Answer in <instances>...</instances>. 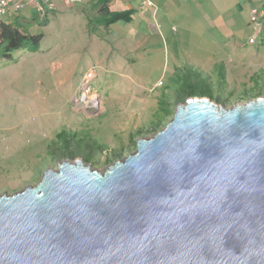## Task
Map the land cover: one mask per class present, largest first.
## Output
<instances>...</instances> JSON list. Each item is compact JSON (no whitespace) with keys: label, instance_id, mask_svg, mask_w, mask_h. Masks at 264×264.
Segmentation results:
<instances>
[{"label":"rangeland","instance_id":"obj_1","mask_svg":"<svg viewBox=\"0 0 264 264\" xmlns=\"http://www.w3.org/2000/svg\"><path fill=\"white\" fill-rule=\"evenodd\" d=\"M95 1L56 4L45 26L31 5L12 15L43 38L38 52L0 60V195L35 186L62 161L102 172L133 154L131 137L156 134L145 129L165 96L172 109L188 93L227 98L209 99L225 109L264 99V24L248 43L256 35L250 10L263 0H150L155 12L126 0L132 22L108 29L85 20L102 19L90 12Z\"/></svg>","mask_w":264,"mask_h":264},{"label":"water","instance_id":"obj_2","mask_svg":"<svg viewBox=\"0 0 264 264\" xmlns=\"http://www.w3.org/2000/svg\"><path fill=\"white\" fill-rule=\"evenodd\" d=\"M0 264H264V99H187L104 171L0 195Z\"/></svg>","mask_w":264,"mask_h":264},{"label":"trees","instance_id":"obj_3","mask_svg":"<svg viewBox=\"0 0 264 264\" xmlns=\"http://www.w3.org/2000/svg\"><path fill=\"white\" fill-rule=\"evenodd\" d=\"M110 2L111 0H96L95 3L92 5L90 12L92 14H99L102 16V19L100 20H94L95 23H92L93 19L88 18L85 16V20L88 24H94L96 26L103 27L105 29H108L111 25L116 24L118 22H122L123 24H130L133 20V10L129 9L127 11L123 12H111L110 11ZM53 11H47L44 17L42 18L41 26H45L48 24L47 17L49 13H52ZM37 15L35 14V17L33 18L37 22ZM43 35L38 34H27L23 31L22 25L20 23L15 22H0V60H11V56L14 52L20 51V50H27L29 52H38L40 49V44L42 41ZM12 61V60H11ZM221 86V84H218V87ZM211 95H204L201 94L198 97H208L209 99L215 101L216 103L219 102H225V99H221V97L212 98ZM183 97H196L192 93L185 94L183 96H179L180 100H183ZM181 100V101H182ZM171 100H169L165 96V101H158L157 102V108L152 113V117L149 121V126L147 129H145V132H152L157 133L159 130H162L165 125L168 123V119L173 115L174 109L171 107ZM65 133H60L57 138L61 139L64 137ZM134 137L130 138V142L134 145L136 148V142H134ZM121 154V151H119L118 154H115L112 159H109L108 162L110 163L112 160L119 158Z\"/></svg>","mask_w":264,"mask_h":264},{"label":"built area","instance_id":"obj_4","mask_svg":"<svg viewBox=\"0 0 264 264\" xmlns=\"http://www.w3.org/2000/svg\"><path fill=\"white\" fill-rule=\"evenodd\" d=\"M61 1L65 5H71L79 0H0V20L9 15L10 13L16 14L19 12L26 4L31 5L35 13L39 18H43L47 11H52L56 8V2ZM155 9L154 5L150 0L142 1L140 5V11L148 12L150 9ZM264 16V11L258 12L257 10H252L250 14V20L254 23V28L256 29V35H258L261 23L258 21L259 17ZM256 35L249 39V44L256 43ZM91 76V75H90Z\"/></svg>","mask_w":264,"mask_h":264},{"label":"crops","instance_id":"obj_5","mask_svg":"<svg viewBox=\"0 0 264 264\" xmlns=\"http://www.w3.org/2000/svg\"><path fill=\"white\" fill-rule=\"evenodd\" d=\"M249 1V3L250 4H253V1L252 0H248ZM121 2L122 3H124V5L122 6L121 5V7H119V9H113V7L110 5V11L111 12H123V11H127V10H129V9H131L129 6H127V4H125L127 1L126 0H121ZM59 3H61L60 1H57L56 2V4H59ZM63 6H65V7H68V5H64V4H62ZM262 6H260V7H262V8H264V0H263V2H262V4H261ZM237 7L238 8H240V5H237ZM152 9V8H151ZM156 9V8H155ZM154 9V10H155ZM20 11H22V9L20 10ZM19 11V12H20ZM12 15H16V14H12V13H10L9 15H8V17H7V20H4V21H8V23H11V22H15V20L17 21V23H19V21H18V19H16V18H14ZM2 20H0V22H1ZM118 23H121V24H123L122 22H118Z\"/></svg>","mask_w":264,"mask_h":264},{"label":"clouds","instance_id":"obj_6","mask_svg":"<svg viewBox=\"0 0 264 264\" xmlns=\"http://www.w3.org/2000/svg\"><path fill=\"white\" fill-rule=\"evenodd\" d=\"M60 2H61V1H60ZM61 3H62V2H61ZM62 4H64V3H62ZM26 5H27V4H26ZM26 5H25V6H26ZM64 5H65V4H64ZM25 6H24V7H25ZM68 6H69V5H68ZM24 7H23V8H24ZM23 8H22V9H23ZM54 10H55V9H54ZM54 10H52V11H54ZM252 10H257L258 12H261V11H264V8H262V9H255V8H252V9L250 10V14H251V11H252ZM155 11H156V9L154 10V12H155ZM34 14H36V13H35V10H34ZM36 15H37V14H36ZM7 16H8V15H7ZM4 18H5V17H4ZM262 18L264 19V16L259 17V20H258V21L261 23V28H260V31H259L258 35H259L260 32L262 31V26H263V24H264ZM40 19H42V18H40ZM250 21H251V20H250ZM255 31H256V30H255ZM256 36H257V35H256ZM250 45H251V44H250Z\"/></svg>","mask_w":264,"mask_h":264},{"label":"bare ground","instance_id":"obj_7","mask_svg":"<svg viewBox=\"0 0 264 264\" xmlns=\"http://www.w3.org/2000/svg\"><path fill=\"white\" fill-rule=\"evenodd\" d=\"M93 101H91V106L95 105V100H93Z\"/></svg>","mask_w":264,"mask_h":264}]
</instances>
